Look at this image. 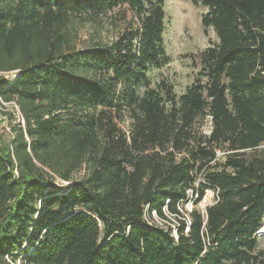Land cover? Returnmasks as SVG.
Masks as SVG:
<instances>
[{"label": "trees", "instance_id": "trees-1", "mask_svg": "<svg viewBox=\"0 0 264 264\" xmlns=\"http://www.w3.org/2000/svg\"><path fill=\"white\" fill-rule=\"evenodd\" d=\"M194 2L218 41L178 96L165 0H0V264H264V0Z\"/></svg>", "mask_w": 264, "mask_h": 264}, {"label": "rangeland", "instance_id": "rangeland-1", "mask_svg": "<svg viewBox=\"0 0 264 264\" xmlns=\"http://www.w3.org/2000/svg\"><path fill=\"white\" fill-rule=\"evenodd\" d=\"M165 12L164 39L170 62L164 68L152 71L150 76L153 87L161 81H165L173 85L175 93L179 96L195 81L201 69L200 54L210 45L216 44L218 39L213 29L206 30L202 24V19L208 9L201 3L196 4L194 0H165ZM94 30L93 26L84 28L80 33L82 40L94 34ZM10 77L12 78L13 75L8 76V78ZM5 107L3 111L0 110V139L7 141L11 137L12 126L19 122L20 116L17 108L10 105ZM4 112L14 113L16 120H10L8 116L4 115ZM206 132H209V126L206 128ZM215 200V191L209 189L196 206L194 205L195 200H193L185 203L184 209L181 208V211L185 214V212L197 208L204 212L206 207L212 205ZM170 218L171 220L164 224L169 222L175 227L174 219ZM258 237V249L264 251V233L259 234Z\"/></svg>", "mask_w": 264, "mask_h": 264}, {"label": "built area", "instance_id": "built-area-1", "mask_svg": "<svg viewBox=\"0 0 264 264\" xmlns=\"http://www.w3.org/2000/svg\"><path fill=\"white\" fill-rule=\"evenodd\" d=\"M144 219L149 227L153 226H159L161 228H164V230L167 232L168 230L163 227V223L160 221L159 218H157L156 213L152 212L151 216L149 214L148 206L146 207V212L144 215ZM174 234H176V229L174 230ZM9 261V260H8Z\"/></svg>", "mask_w": 264, "mask_h": 264}, {"label": "bare ground", "instance_id": "bare-ground-1", "mask_svg": "<svg viewBox=\"0 0 264 264\" xmlns=\"http://www.w3.org/2000/svg\"><path fill=\"white\" fill-rule=\"evenodd\" d=\"M262 233H264V228L258 232V234H262Z\"/></svg>", "mask_w": 264, "mask_h": 264}]
</instances>
